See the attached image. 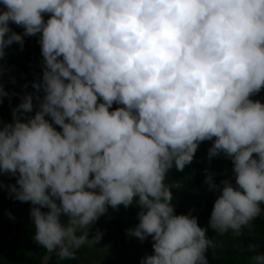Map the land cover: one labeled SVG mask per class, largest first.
<instances>
[{"label":"clouds","instance_id":"9594fccd","mask_svg":"<svg viewBox=\"0 0 264 264\" xmlns=\"http://www.w3.org/2000/svg\"><path fill=\"white\" fill-rule=\"evenodd\" d=\"M0 3V59L41 34L43 78L32 85L44 94L35 97L39 110L22 122L34 109L27 94L14 123L0 124V173L17 177L10 194L34 205L37 243L74 258L69 248L87 240V226L108 206L138 198L139 224L128 234L154 241L141 264H208V229L191 213L174 214L175 185L165 181L213 138L209 159L230 158L238 187L226 179L219 188L207 175L221 192L211 229L239 235L261 213L264 104L249 97L264 88V0ZM43 14H51L46 22ZM8 95L0 84V103ZM114 103L122 106L110 111ZM252 264H264V254Z\"/></svg>","mask_w":264,"mask_h":264},{"label":"trees","instance_id":"16d2710c","mask_svg":"<svg viewBox=\"0 0 264 264\" xmlns=\"http://www.w3.org/2000/svg\"><path fill=\"white\" fill-rule=\"evenodd\" d=\"M0 9H3L0 3ZM6 10V9H3ZM45 22L51 14H43ZM9 27L18 34L23 35L24 28L10 23ZM41 34L25 36L24 45L13 43L5 49L6 55L0 59V84L9 93L0 103V124L14 123L13 111L22 102V97L32 94L34 109L22 117V122H27L26 117H34L39 110L37 95L43 98V92L37 93L32 85L42 82L43 57L41 45L38 42ZM253 101L264 104V88L259 93L249 97ZM102 102V100L98 101ZM122 105L113 104L110 111ZM51 122L50 117H46ZM57 131L62 129L54 125ZM212 141H204L199 144L191 164L184 170L177 171L175 166L167 173V182L172 187L173 207L175 215H188L191 213L198 218L201 228H207V237L212 241V247L206 252L208 264H252V257L264 254V204H261V213L250 223L241 229V234H235L231 229L221 234L211 229L209 225L216 199L221 195L219 190H210L205 183L207 175L211 174L215 184L222 188L223 180H230L236 185L234 165L230 158L223 153L209 159V149L213 146ZM254 158H258L254 154ZM207 170V171H206ZM17 186V177L11 174L0 173V264H43L45 255L49 249L42 247L34 240L35 229L31 217V202H21L10 194L11 186ZM59 203V201H57ZM35 207H39L36 205ZM47 212L49 209L42 208ZM126 222L138 225L137 210L134 208L113 209L108 206L97 225L88 229L87 240L79 248H69L74 253V258L62 259L57 249L50 259L49 264H80L90 250L99 248L102 244L115 242L124 237L128 231ZM61 222L67 225L68 218L61 217ZM97 233L101 239L93 243L92 239ZM77 236L85 235L77 232ZM152 237L149 236L142 242L146 253L154 255ZM255 245V249H250Z\"/></svg>","mask_w":264,"mask_h":264},{"label":"rangeland","instance_id":"374dc122","mask_svg":"<svg viewBox=\"0 0 264 264\" xmlns=\"http://www.w3.org/2000/svg\"><path fill=\"white\" fill-rule=\"evenodd\" d=\"M165 182H167V175ZM137 200L138 198H134L133 204L127 208L137 210L139 224L138 215L141 209L136 202ZM119 207L125 208L123 205ZM125 225L128 231L124 237L115 242L104 243L97 249L90 250L80 264H141V260L148 254L142 246V241L128 234L129 230L134 229L137 225L126 222V219Z\"/></svg>","mask_w":264,"mask_h":264},{"label":"water","instance_id":"95a60500","mask_svg":"<svg viewBox=\"0 0 264 264\" xmlns=\"http://www.w3.org/2000/svg\"><path fill=\"white\" fill-rule=\"evenodd\" d=\"M95 191L98 192L99 190L97 189ZM102 217H103V215H101L97 220L93 221L90 225L87 226V229H91V228L95 227L97 225V223L101 220ZM55 251H50V250L47 251L45 258H44V261H43V264H49L50 259L53 256Z\"/></svg>","mask_w":264,"mask_h":264}]
</instances>
